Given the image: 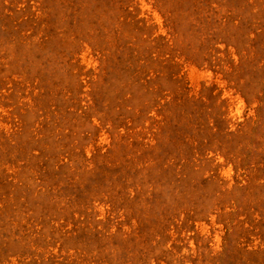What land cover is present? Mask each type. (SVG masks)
I'll return each instance as SVG.
<instances>
[{
    "label": "rangeland",
    "instance_id": "rangeland-1",
    "mask_svg": "<svg viewBox=\"0 0 264 264\" xmlns=\"http://www.w3.org/2000/svg\"><path fill=\"white\" fill-rule=\"evenodd\" d=\"M0 264H264V0H0Z\"/></svg>",
    "mask_w": 264,
    "mask_h": 264
}]
</instances>
